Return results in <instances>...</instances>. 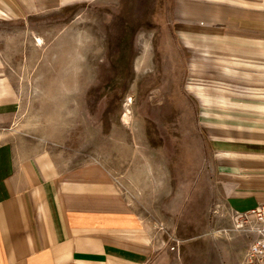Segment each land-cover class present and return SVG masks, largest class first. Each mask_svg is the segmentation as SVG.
<instances>
[{"label":"rangeland","instance_id":"374dc122","mask_svg":"<svg viewBox=\"0 0 264 264\" xmlns=\"http://www.w3.org/2000/svg\"><path fill=\"white\" fill-rule=\"evenodd\" d=\"M172 9L174 0H80L23 18L0 11V74L19 101L7 128L65 173L116 184L168 261L239 264L257 221L232 211L216 180L188 87L221 84L192 76Z\"/></svg>","mask_w":264,"mask_h":264},{"label":"crops","instance_id":"0c3cea01","mask_svg":"<svg viewBox=\"0 0 264 264\" xmlns=\"http://www.w3.org/2000/svg\"><path fill=\"white\" fill-rule=\"evenodd\" d=\"M78 1L0 0V11L23 18ZM170 16L192 76L221 84L188 88L200 98L226 204L249 212L264 205V0H174ZM18 109L0 74V264H178L111 180L81 169L65 173L10 138Z\"/></svg>","mask_w":264,"mask_h":264},{"label":"built area","instance_id":"2783aa9c","mask_svg":"<svg viewBox=\"0 0 264 264\" xmlns=\"http://www.w3.org/2000/svg\"><path fill=\"white\" fill-rule=\"evenodd\" d=\"M253 216L257 224L253 227L255 237L251 241L244 260L239 264H264V205L247 212ZM175 248V246H172Z\"/></svg>","mask_w":264,"mask_h":264},{"label":"bare ground","instance_id":"6f19581e","mask_svg":"<svg viewBox=\"0 0 264 264\" xmlns=\"http://www.w3.org/2000/svg\"><path fill=\"white\" fill-rule=\"evenodd\" d=\"M39 40H40V42H41L42 38L39 37Z\"/></svg>","mask_w":264,"mask_h":264}]
</instances>
